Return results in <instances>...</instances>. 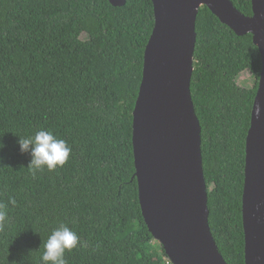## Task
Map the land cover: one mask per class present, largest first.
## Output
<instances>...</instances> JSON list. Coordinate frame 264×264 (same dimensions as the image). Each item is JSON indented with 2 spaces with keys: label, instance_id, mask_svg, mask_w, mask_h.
Instances as JSON below:
<instances>
[{
  "label": "trees",
  "instance_id": "1",
  "mask_svg": "<svg viewBox=\"0 0 264 264\" xmlns=\"http://www.w3.org/2000/svg\"><path fill=\"white\" fill-rule=\"evenodd\" d=\"M231 1L251 15L250 0ZM153 23L151 0H0V264H43L61 223L80 241L65 252L67 264H171L142 217L131 140ZM195 33L190 91L208 222L226 263L244 264L245 137L261 58L249 33L236 35L206 6ZM243 71L252 86L237 83ZM39 129L71 153L62 167L33 175L17 141Z\"/></svg>",
  "mask_w": 264,
  "mask_h": 264
},
{
  "label": "water",
  "instance_id": "2",
  "mask_svg": "<svg viewBox=\"0 0 264 264\" xmlns=\"http://www.w3.org/2000/svg\"><path fill=\"white\" fill-rule=\"evenodd\" d=\"M108 1L115 7L126 2ZM151 2L154 23L144 48L131 137L144 222L171 264H227L208 222L201 128L190 91L195 22L206 6L236 35L249 33L261 58L245 137L241 218L244 264H264V0H250V16L231 0Z\"/></svg>",
  "mask_w": 264,
  "mask_h": 264
},
{
  "label": "clouds",
  "instance_id": "3",
  "mask_svg": "<svg viewBox=\"0 0 264 264\" xmlns=\"http://www.w3.org/2000/svg\"><path fill=\"white\" fill-rule=\"evenodd\" d=\"M259 114V108H257ZM18 137V136H17ZM18 146L21 154L28 153L31 157L28 167L33 175L45 168L52 171L62 167L69 159L71 148L63 139H58L52 131L39 129L33 135L18 137ZM4 144L0 143V150ZM14 205L15 200H10ZM7 222V212L3 205H0V230H3ZM79 237L76 232L64 224H60L48 236L44 244V252L41 260L43 264H67L64 254L71 251L79 244Z\"/></svg>",
  "mask_w": 264,
  "mask_h": 264
},
{
  "label": "rangeland",
  "instance_id": "4",
  "mask_svg": "<svg viewBox=\"0 0 264 264\" xmlns=\"http://www.w3.org/2000/svg\"><path fill=\"white\" fill-rule=\"evenodd\" d=\"M81 37L85 38V35L83 34ZM253 82H254V79L248 71L241 72L240 75L237 77V83L245 87L252 86Z\"/></svg>",
  "mask_w": 264,
  "mask_h": 264
}]
</instances>
